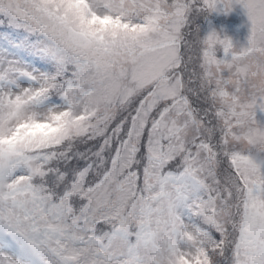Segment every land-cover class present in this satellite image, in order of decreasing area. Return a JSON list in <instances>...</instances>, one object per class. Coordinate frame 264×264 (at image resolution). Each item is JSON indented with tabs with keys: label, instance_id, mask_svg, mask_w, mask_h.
Masks as SVG:
<instances>
[{
	"label": "snow or ice",
	"instance_id": "6c2138e0",
	"mask_svg": "<svg viewBox=\"0 0 264 264\" xmlns=\"http://www.w3.org/2000/svg\"><path fill=\"white\" fill-rule=\"evenodd\" d=\"M236 4L246 46L201 36ZM0 29V264H264V0H0Z\"/></svg>",
	"mask_w": 264,
	"mask_h": 264
},
{
	"label": "rangeland",
	"instance_id": "374dc122",
	"mask_svg": "<svg viewBox=\"0 0 264 264\" xmlns=\"http://www.w3.org/2000/svg\"><path fill=\"white\" fill-rule=\"evenodd\" d=\"M199 23L201 36L215 29L222 35L230 37L236 48L247 45L250 34V23L247 20L243 7L239 4L234 5L233 10L227 14L214 12L207 19L201 17ZM0 31H3V29H0ZM216 54L218 58L224 57L222 49H218Z\"/></svg>",
	"mask_w": 264,
	"mask_h": 264
}]
</instances>
